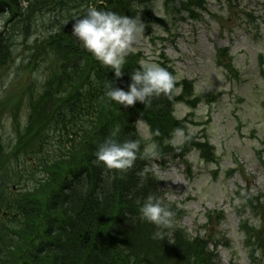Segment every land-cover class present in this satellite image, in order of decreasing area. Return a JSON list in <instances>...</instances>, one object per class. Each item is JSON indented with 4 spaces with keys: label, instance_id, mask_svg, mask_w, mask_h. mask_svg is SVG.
<instances>
[{
    "label": "trees",
    "instance_id": "trees-1",
    "mask_svg": "<svg viewBox=\"0 0 264 264\" xmlns=\"http://www.w3.org/2000/svg\"><path fill=\"white\" fill-rule=\"evenodd\" d=\"M155 1L0 0V15L8 16L0 30V69L13 58L14 36L22 34L26 41L40 26L48 35L42 44L48 47L42 48L37 40L33 50L44 73L35 81L38 91L27 98V124L16 126L18 137L10 151L0 144V264H221L218 243L212 249L210 239L193 237L181 228L183 212L163 198L157 176L149 173L140 187L137 175L155 163L164 165L165 156L183 158L188 144L207 162L217 161L208 139L195 142L186 135L181 146L173 143L187 123V118L175 115L176 106L185 103L196 109L201 101L194 82L178 81L180 93L154 99L148 108L139 102L120 107L106 97V85L127 91L131 73L145 55L130 54L123 77L117 79L114 70L102 66L72 34L73 19L89 8L151 20ZM163 1L175 22L182 15L197 18L199 11L207 10L206 0ZM221 51L231 67L228 49ZM162 58V67L176 77L172 61L164 54ZM140 120L148 124L159 158L138 159L127 173L97 166L94 153L113 132L120 142L139 141L138 155L146 153L138 131ZM30 161L28 169L20 171V162ZM25 180L31 186L21 189ZM150 194L162 198L173 213L174 243L153 239L157 229L139 218ZM242 227L253 252L264 250V225L257 230L245 222Z\"/></svg>",
    "mask_w": 264,
    "mask_h": 264
},
{
    "label": "rangeland",
    "instance_id": "rangeland-1",
    "mask_svg": "<svg viewBox=\"0 0 264 264\" xmlns=\"http://www.w3.org/2000/svg\"><path fill=\"white\" fill-rule=\"evenodd\" d=\"M153 7V15L166 26L154 20L149 25L137 22L143 23L144 32L136 51L144 52L145 63L159 66L165 54L177 82L193 81L202 99L196 109L185 103L176 106V116L187 123L173 142L181 146L187 134L195 142L208 139L217 159L207 162L188 144L183 158L168 155L163 166L155 163L163 198L182 210L183 230L210 239L211 248L218 243L222 264L264 262L252 256L241 229L243 222L264 225V0H207L208 12L202 17L177 23L166 15L163 0ZM6 21L7 16H0V28ZM16 36L14 58L0 70V144L6 151L17 138V124L26 122L27 98L38 91L34 81L40 75V61L33 56L36 35L29 48ZM225 48L233 69L223 64L229 57L219 62V49ZM139 131L148 151L154 150L144 122Z\"/></svg>",
    "mask_w": 264,
    "mask_h": 264
},
{
    "label": "clouds",
    "instance_id": "clouds-1",
    "mask_svg": "<svg viewBox=\"0 0 264 264\" xmlns=\"http://www.w3.org/2000/svg\"><path fill=\"white\" fill-rule=\"evenodd\" d=\"M73 21L72 34L82 43L84 49L102 66L114 70L117 79L122 78L126 58L135 53L134 45L143 35V23H137L128 16L98 11L95 8H89L84 16L76 17ZM130 79L127 91L113 87L112 83L107 84L106 97L123 108L134 107L137 102L148 108L154 99L161 96L171 98L176 91V77L156 63L141 62L139 68L131 73ZM116 136V132H113L99 144L94 153V163L97 166L103 165L109 172L115 170L118 173H127L134 168L138 159L159 158V153L155 150L138 155L139 141L129 139L120 142ZM149 173L158 176L156 169L148 167L137 173L140 187L148 179ZM139 218L155 226L157 231L153 239L162 241L167 238L174 243L171 239L174 229L173 213L162 198L148 195L139 209ZM251 226L257 230L260 228L257 221H252ZM255 255L257 260L264 259V250L257 248Z\"/></svg>",
    "mask_w": 264,
    "mask_h": 264
},
{
    "label": "bare ground",
    "instance_id": "bare-ground-1",
    "mask_svg": "<svg viewBox=\"0 0 264 264\" xmlns=\"http://www.w3.org/2000/svg\"><path fill=\"white\" fill-rule=\"evenodd\" d=\"M152 22V18H151V20L149 21V23H151ZM3 28H5V25L3 26V27H1L0 28V30H2ZM39 34V35H38ZM23 38H22V43L24 44V46H27V43H28V41L30 40V38L32 37V36H34V35H36V39L34 40V45H36V42H37V40L38 41H40L41 42V46H42V48H47L48 47V44L47 43H45L44 45H42L43 44V42H44V40L48 37V35H47V33L46 32H44V31H40V29L38 30V31H35V30H33V34L29 37V39L28 40H24V36L22 35V34H20ZM17 36H14V39H15V41L17 42ZM264 220V219H263Z\"/></svg>",
    "mask_w": 264,
    "mask_h": 264
}]
</instances>
